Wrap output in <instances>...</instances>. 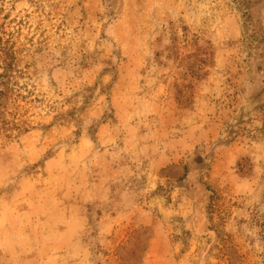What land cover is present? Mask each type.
Listing matches in <instances>:
<instances>
[{
	"label": "rangeland",
	"instance_id": "1",
	"mask_svg": "<svg viewBox=\"0 0 264 264\" xmlns=\"http://www.w3.org/2000/svg\"><path fill=\"white\" fill-rule=\"evenodd\" d=\"M0 264H264V0H0Z\"/></svg>",
	"mask_w": 264,
	"mask_h": 264
}]
</instances>
